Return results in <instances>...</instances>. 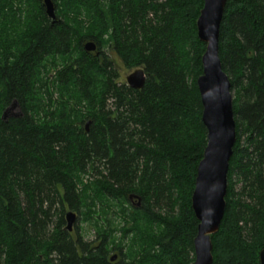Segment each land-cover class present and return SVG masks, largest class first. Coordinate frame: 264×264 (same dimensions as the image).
Masks as SVG:
<instances>
[{
	"label": "trees",
	"instance_id": "obj_1",
	"mask_svg": "<svg viewBox=\"0 0 264 264\" xmlns=\"http://www.w3.org/2000/svg\"><path fill=\"white\" fill-rule=\"evenodd\" d=\"M52 1L54 22L42 0H0V264H193L203 0ZM218 52L236 140L212 264H259L264 0H226ZM115 57L143 69L141 89ZM13 101L21 114L2 119ZM67 211L93 240L68 232Z\"/></svg>",
	"mask_w": 264,
	"mask_h": 264
},
{
	"label": "water",
	"instance_id": "obj_2",
	"mask_svg": "<svg viewBox=\"0 0 264 264\" xmlns=\"http://www.w3.org/2000/svg\"><path fill=\"white\" fill-rule=\"evenodd\" d=\"M42 1L46 15L54 22L56 8L53 1ZM225 3L226 0H203L196 20L197 37L205 44L201 56L202 73L197 77L196 85L202 105L201 120L206 129L207 142L197 165L191 194V208L198 221L193 240V264H212L211 237L218 232L223 218L227 172L236 140L230 81L222 70L218 52L219 30ZM83 48L87 52L98 54L92 41H87ZM145 78L143 69L137 68L125 77V81L128 87L138 90L143 87ZM16 106L18 107L17 102L13 101L2 113V119ZM89 123L85 124V130L88 129ZM129 199L134 206L140 205L137 195L131 194ZM65 220L66 229L70 232L76 214L67 211ZM116 257L117 254H114L110 260L114 261ZM259 264H264V247L259 252Z\"/></svg>",
	"mask_w": 264,
	"mask_h": 264
},
{
	"label": "rangeland",
	"instance_id": "obj_3",
	"mask_svg": "<svg viewBox=\"0 0 264 264\" xmlns=\"http://www.w3.org/2000/svg\"><path fill=\"white\" fill-rule=\"evenodd\" d=\"M115 59H116L115 68H116L117 72L119 73L120 81H124L126 83L125 77L129 73L134 71L135 68L128 69L126 66H124V64L119 59H117L116 57H115ZM52 73H53V71H52ZM51 81H53V80L51 79ZM51 81H49V83H51ZM55 96H56V94H55ZM84 111H85V108H84ZM20 114H21V110H20V108H18L16 106V107H13L10 110V112L8 113L6 118L11 117L12 115H16L17 116V115H20ZM86 121L87 120H85L83 123H81L82 127H83V125L85 126V124L87 123ZM65 209L68 210L67 208H65ZM78 217H79V215L77 216V218H76V220H75V222L73 224V229L70 231V233H72V235H75V232L76 233L79 232V233L84 235V239L93 240L95 238V233H94L95 231H94L93 227H90L89 224L85 220L79 219ZM76 226L78 228L77 231H75ZM116 235H117V237H119V232H117Z\"/></svg>",
	"mask_w": 264,
	"mask_h": 264
},
{
	"label": "bare ground",
	"instance_id": "obj_4",
	"mask_svg": "<svg viewBox=\"0 0 264 264\" xmlns=\"http://www.w3.org/2000/svg\"><path fill=\"white\" fill-rule=\"evenodd\" d=\"M62 4V3H61ZM62 6V5H61ZM58 7V6H57ZM59 8V7H58ZM65 9V8H64ZM83 20V19H82ZM75 24V23H74ZM87 32V31H86ZM16 48V47H15ZM80 54V53H79ZM78 56V55H77ZM52 59V58H51ZM67 59V58H66ZM69 61V60H68ZM77 61V60H76ZM44 68V67H43ZM39 71V70H38ZM40 82V81H39ZM33 107V106H32ZM93 107V106H92ZM65 109V108H64ZM38 113V112H37ZM33 117V116H32ZM45 119V117H44ZM131 217V216H130ZM129 243V242H128Z\"/></svg>",
	"mask_w": 264,
	"mask_h": 264
}]
</instances>
